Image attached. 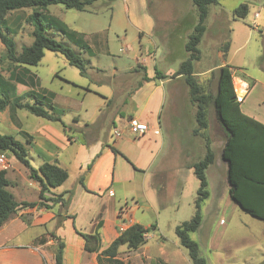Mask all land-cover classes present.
Segmentation results:
<instances>
[{
    "label": "rangeland",
    "instance_id": "rangeland-1",
    "mask_svg": "<svg viewBox=\"0 0 264 264\" xmlns=\"http://www.w3.org/2000/svg\"><path fill=\"white\" fill-rule=\"evenodd\" d=\"M241 4L248 6V12L244 18H237L234 10ZM47 11L69 28L82 33L84 41L91 48L90 53L62 37L55 29L46 28L47 35L69 46L81 56L86 72L81 74L79 69L69 64L61 53L48 49L43 51L37 65L24 67L36 80L35 91L41 92L42 89L52 91L63 97L57 96V101L70 99L68 104L72 100L79 101V107L76 106L75 112L86 117L89 130H93L99 137L107 135L108 130L113 128L112 118L116 125L120 123L113 114L116 112L115 106L119 104L117 102H120L121 98L126 100V97L119 96V92L122 90L124 96H127V93L135 89L137 83L142 82L143 70L137 65L136 59L141 57L147 59L150 73L154 72V68L159 72H164L168 68L177 69L180 62L187 58V53L180 45L186 37H180L183 40L175 47L171 45L179 34L180 24L185 21L187 23L190 18L195 21L197 17L192 0H96L82 11L65 8L60 3L48 5ZM32 12L31 8H23L6 15L4 31L13 38L17 53L33 41L34 25L28 20ZM255 13L260 17H254ZM204 25L206 30L198 44L201 55L200 59L194 62V70L202 73L212 67L205 75L196 76L205 92L214 94L218 66L224 58L225 62L231 63L235 69L242 65L244 71L252 78L264 79V0H217L216 4L207 7ZM138 27L140 29H137ZM190 31L191 29H187L186 33ZM226 41L229 42V48L224 57ZM140 48L143 52H140ZM2 51L3 44L0 41V54ZM11 68L9 61L0 58V73L5 78L9 76ZM178 86L177 95L171 96L168 92L169 87L165 84L167 93L163 106L160 104L157 116L159 125H162L165 133L175 132L174 125H181L183 132L191 123L197 125L196 108L194 109L191 104L188 88L180 83ZM14 92L20 95L24 93L20 87L15 88ZM110 94L114 96L111 105H107L105 97ZM22 101L33 103L35 99L25 97ZM123 107L125 108L120 113L125 117L126 113L133 110L129 98ZM244 107L245 104L242 103L241 108L246 111ZM207 108L209 124L211 127L216 126L218 123L212 105L209 104ZM14 110L19 127L25 131L34 130L36 125L45 121L24 108ZM69 110L65 109L59 115L64 123L71 122V111L74 110L71 108ZM15 131L14 128L10 129L0 124V133L11 134L25 143L21 134ZM29 163L38 168L35 160ZM157 165L158 162L155 163V168ZM17 166L24 169L21 163ZM15 172L16 170L12 169L7 172V179L10 182L8 190L19 201L38 199L36 193L24 189L20 175ZM152 172L153 174L156 172L154 168ZM153 176L149 177L152 188L159 192L162 199L160 200L158 194L156 210L159 214L156 216L150 209L138 211L142 217V225L148 223L146 226L148 238L145 242L148 253L146 251L143 256L132 255L127 258V253L131 249L122 245L119 247L118 258L123 264H158L162 261L161 253L168 250L177 257L175 260V257L164 254L162 256L164 259L175 260L169 264H192L187 251L179 244L175 227L190 219L195 212L194 200L198 180L194 175L188 177L183 191L174 193L171 187L173 177H167L169 183L163 187L161 175L156 173ZM27 187L29 188L28 185ZM127 202L132 201L128 199ZM201 215V223L190 233V237L197 242L200 256L204 258L206 264H264V220L246 213L228 197L226 192L218 196L214 193L208 195L201 202ZM152 224L156 226L150 227ZM39 229L26 224L22 232L10 236L11 242L30 241Z\"/></svg>",
    "mask_w": 264,
    "mask_h": 264
},
{
    "label": "crops",
    "instance_id": "crops-1",
    "mask_svg": "<svg viewBox=\"0 0 264 264\" xmlns=\"http://www.w3.org/2000/svg\"><path fill=\"white\" fill-rule=\"evenodd\" d=\"M254 17L259 18L260 15ZM140 33L143 32L140 31ZM141 48L140 52H143ZM223 54L226 57L227 52ZM147 61L142 57L136 59L137 65L145 68V74L149 79H142L134 90L126 94L127 96H124L122 90L119 92V96L126 97V100L121 98L120 102H117L119 104L115 106L116 112L113 114L117 116L120 123L116 125L112 118L113 128L102 137L95 135L93 130H89L86 117L75 112L76 106L79 107V101L72 100L70 104H68L70 99L67 100V98L57 101V96L60 97L57 93L53 95V105L63 111L70 108L74 110L71 111V122H63L64 127L59 121L43 118L45 121L40 122L34 130L28 132L19 127V120L14 109L6 107L0 111V124L10 129L14 128L15 132L24 138L25 143L21 142L26 144L29 161L35 160L38 167L44 162L54 163L66 169L68 173L67 179L60 186L44 189L40 196L39 182L29 177L25 167L21 169L17 166L19 162L14 155L4 154L8 166L3 169L7 172L10 169L16 170L15 173L19 174L23 181L20 183L25 187L24 189L27 192L36 193L38 199L19 201L9 190L18 202H35L36 205L20 207L15 215L0 228V264H55V239L51 233L56 234L65 242V264H101L98 260L100 251L119 234L118 225L123 219L119 216V211L127 208V213L133 219V223L140 225L143 223L142 217L138 214L139 210L143 212L150 209L158 216L156 204L159 202L160 194L152 188L149 177L153 178L156 173L161 175L163 187L169 183L167 177H173V185L170 184L174 193L182 192L186 179L195 176L192 164L203 157L205 140L209 142L214 155L213 162L205 170L209 195L214 193L218 196L226 192L229 197V184L226 179L227 164L221 157L225 140L223 129L219 124L211 127L208 122L206 128L196 131L198 124L192 125L191 123L192 128L189 126L185 132L182 131L181 125H174L175 132L165 133L157 117L160 104L163 106L167 93L165 84L168 85V90H170L168 92L171 96L177 95L179 83L183 87H188L181 75L171 77L176 69L168 68L161 72V75H166L165 78H156L155 72H149ZM225 64L230 65L231 63L225 62L224 58L219 66ZM211 69L212 67L208 70ZM208 70L202 73L196 72L195 76L205 75ZM232 72L235 74L233 85L236 86V81L239 80L242 84L241 88L237 86L236 88L244 92L243 100L239 102L241 111L264 124V79L252 78L244 71L242 65L236 69L232 67ZM142 74L144 75V72ZM29 86L31 87L26 82L15 83V88L20 87L24 92L21 95L31 89ZM146 86L148 89H145ZM113 96L110 94L105 97L107 105H111ZM127 98L133 110L123 117L120 111L125 108L123 106L127 103ZM242 103L245 104L246 111L242 110ZM193 108H196L194 104ZM131 117L147 124V131L144 133L131 131L127 123ZM116 129L120 131L119 135L114 133ZM156 162L159 165L155 168ZM153 168L156 171L154 174L151 173ZM157 168L160 169L157 171ZM8 185H10L9 180ZM54 198L60 199L54 201ZM128 199L132 202L128 203ZM160 200H162L161 195ZM39 202L47 207L39 206ZM26 224L40 229L30 241L11 242L10 236L22 232ZM142 226L146 227L148 223ZM79 233L98 234L99 249L94 252L86 251L84 240ZM42 238L45 241L42 242ZM147 238L146 233L145 242ZM146 247L144 243L137 249L129 250L127 258L132 255L135 257L145 255ZM164 251L161 253L162 261L158 264H169L177 260L173 252ZM164 254L175 257V260L164 259L162 257Z\"/></svg>",
    "mask_w": 264,
    "mask_h": 264
},
{
    "label": "trees",
    "instance_id": "trees-1",
    "mask_svg": "<svg viewBox=\"0 0 264 264\" xmlns=\"http://www.w3.org/2000/svg\"><path fill=\"white\" fill-rule=\"evenodd\" d=\"M96 0H0V41L3 44V51L0 58H5L12 65L9 76L5 78L0 73V111L6 107L11 109L24 108L34 114L52 121H59L63 109L56 108L52 103L54 93L42 89L41 92L34 90V77L29 74L24 65H37L43 56L45 49L61 53L69 64L77 67L81 74H85L86 68L83 59L69 46L55 40L46 34V28H52L60 32L62 37H66L83 51L91 52V48L84 41L82 33L69 28L63 21L49 15L47 6L51 4H62L65 8L85 10L86 7ZM217 0H192L196 7L197 17L191 18L180 24L179 34L171 46L175 47L178 42L186 37L182 42L187 53V58L180 62L178 68L171 77L181 75L188 87L190 101L196 106V122L199 129L207 127L208 105H212L217 123L221 126L225 134L224 145L221 150V157L227 164L226 179L229 184V197L242 210L253 217L264 220V124L246 114L240 109L237 102L232 83V67L228 64L218 67L216 90L210 94L203 90V87L196 80L194 62L200 59L198 44L206 30L204 19L207 15V7L216 4ZM23 8H31L32 14L28 20L33 23V41L30 45L22 47L17 53L13 38L4 31L6 27L7 13ZM248 12L246 4L239 5L234 14L237 18H244ZM187 26L183 27L182 26ZM182 28V29H181ZM191 29L190 33H186ZM178 40V41H177ZM229 42L224 44L223 52L226 53ZM144 72L143 80L149 78L145 74V68L140 66ZM139 67V68H140ZM140 70V69H139ZM155 77L165 78L154 68ZM27 83L31 89L24 95L15 94V83ZM12 90V91H11ZM14 92V95L12 94ZM25 97H32L35 102H22ZM115 152L116 150L113 149ZM14 155L19 163L24 165L31 179L39 182L42 191L47 188L60 186L68 177L66 169L60 166L44 162L38 168L30 165L26 146L11 134L0 133V154ZM213 152L209 142L205 140V152L203 157L192 164L194 174L199 185L196 190L194 200L195 212L190 219L181 222L175 227V233L179 244L187 251L188 258L192 264H206L200 256L199 246L191 239L190 233L195 231L201 223V202L209 195L207 189L208 182L205 175L206 168L213 162ZM7 170L0 169V228L12 218L20 207H32L35 202H18L12 193L7 189ZM82 182V178L80 179ZM60 198H54L58 201ZM39 206H46L39 202ZM47 207V206H46ZM150 227H155L151 225ZM148 227H143L138 223L128 226L123 232L99 253L101 264H123L118 258V250L121 245L128 249H137L145 243V234ZM84 240V249L94 252L99 249V237L96 233H79ZM55 239L54 263L65 264L64 248L65 242L62 238L51 233ZM41 241H45L44 238Z\"/></svg>",
    "mask_w": 264,
    "mask_h": 264
},
{
    "label": "built area",
    "instance_id": "built-area-1",
    "mask_svg": "<svg viewBox=\"0 0 264 264\" xmlns=\"http://www.w3.org/2000/svg\"><path fill=\"white\" fill-rule=\"evenodd\" d=\"M257 15L258 14L256 13L255 16H257ZM234 80H235V74L232 72V82H234ZM233 89H234V92H235V96H236L237 102H242L244 92H242L241 90L238 91L236 86H235V84L233 85ZM127 123H128L129 129L131 131H133V132L144 133L148 129L147 124H145L144 122L139 121L135 117L129 118ZM114 133L116 135H119L120 131L118 129H116V130H114ZM7 166H8L7 159L5 158L4 154H0V167L1 168H7ZM119 216L123 217L122 221L118 225V232L121 233L128 226H130V225H132L134 223H133V219L131 218V216L127 213V208L121 209L119 211Z\"/></svg>",
    "mask_w": 264,
    "mask_h": 264
},
{
    "label": "bare ground",
    "instance_id": "bare-ground-1",
    "mask_svg": "<svg viewBox=\"0 0 264 264\" xmlns=\"http://www.w3.org/2000/svg\"><path fill=\"white\" fill-rule=\"evenodd\" d=\"M241 85H242L241 82H240L239 80H237V81H236V86H237L238 88H241Z\"/></svg>",
    "mask_w": 264,
    "mask_h": 264
}]
</instances>
